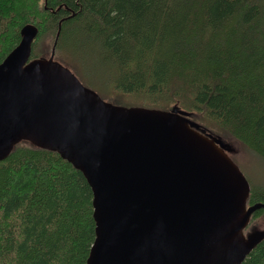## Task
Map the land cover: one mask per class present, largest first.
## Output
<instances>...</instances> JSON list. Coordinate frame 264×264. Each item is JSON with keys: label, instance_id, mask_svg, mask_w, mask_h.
Returning <instances> with one entry per match:
<instances>
[{"label": "trees", "instance_id": "16d2710c", "mask_svg": "<svg viewBox=\"0 0 264 264\" xmlns=\"http://www.w3.org/2000/svg\"><path fill=\"white\" fill-rule=\"evenodd\" d=\"M60 19L54 58L102 98L177 105L264 163V0H0V61L28 22L31 58L48 56ZM249 184L247 204L264 202ZM92 211L79 169L17 142L0 160V264H86ZM239 264H264V237Z\"/></svg>", "mask_w": 264, "mask_h": 264}, {"label": "water", "instance_id": "95a60500", "mask_svg": "<svg viewBox=\"0 0 264 264\" xmlns=\"http://www.w3.org/2000/svg\"><path fill=\"white\" fill-rule=\"evenodd\" d=\"M61 19L48 56L31 58L28 22L0 61V160L26 140L83 173L95 222L86 264H239L264 237L243 231L264 202L247 204L227 144L177 105H121L84 85L54 58Z\"/></svg>", "mask_w": 264, "mask_h": 264}, {"label": "rangeland", "instance_id": "374dc122", "mask_svg": "<svg viewBox=\"0 0 264 264\" xmlns=\"http://www.w3.org/2000/svg\"><path fill=\"white\" fill-rule=\"evenodd\" d=\"M47 41H50V39H47ZM48 48V42L45 41L44 48ZM70 68V67H69ZM72 71L73 69L70 68ZM76 71V70H75ZM74 72V71H73ZM76 75V74H75ZM89 87V86H88ZM105 100L110 101L108 98H104ZM112 102V100H111ZM115 103V101H113ZM118 104V103H117ZM125 105V104H121ZM192 119L199 124V120L197 119V115L192 117ZM200 125V124H199ZM201 127V125H200ZM203 128V127H201ZM208 132L212 133L213 135L219 136L224 143L227 144L229 150V155L232 157V159L237 163L238 166L242 168V172L246 176L248 181H255L257 183H263L264 184V163L256 158L254 155L250 154L246 150L242 148V146L235 141L234 139L230 138L227 135L224 134H218L217 132L212 131L209 127L205 128ZM263 181V182H260ZM263 229L264 230V219L259 218L258 220H255L244 233L249 232L251 229Z\"/></svg>", "mask_w": 264, "mask_h": 264}]
</instances>
